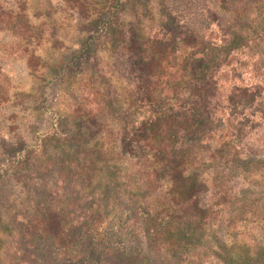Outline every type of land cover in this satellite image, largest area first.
I'll use <instances>...</instances> for the list:
<instances>
[{"label": "trees", "instance_id": "trees-1", "mask_svg": "<svg viewBox=\"0 0 264 264\" xmlns=\"http://www.w3.org/2000/svg\"><path fill=\"white\" fill-rule=\"evenodd\" d=\"M110 1L108 19L96 16L89 30L99 27L98 42L125 56L129 83L121 97L90 55L89 111L51 112L48 127L33 130V145L0 147V264H155L136 248L116 247L109 230L129 233L140 213L141 234L159 245L166 264H264L263 87L252 77L244 83L248 76L234 65L264 61V18L228 28L211 21L202 31L178 23L173 0H158L165 35H151L140 21L128 28L122 1ZM19 15L0 12V28L18 50L25 45L22 56L39 61L28 55L33 33ZM75 57L40 66L49 81L39 77L32 92L42 111L44 84L68 88L82 61ZM102 120L119 130L109 150L97 139ZM225 125L226 138L212 145ZM133 161L146 171L132 183L124 170ZM152 190L157 196L147 199ZM229 224L243 231L224 239Z\"/></svg>", "mask_w": 264, "mask_h": 264}, {"label": "rangeland", "instance_id": "rangeland-1", "mask_svg": "<svg viewBox=\"0 0 264 264\" xmlns=\"http://www.w3.org/2000/svg\"><path fill=\"white\" fill-rule=\"evenodd\" d=\"M121 1L120 4L124 5L121 19L128 28L130 25L134 26L132 24L134 21H140L143 32H152L151 35L156 33L165 35V32L161 30L165 23V11L163 12L159 8L158 0ZM146 4H148V13L143 14L142 17L135 14L134 7ZM110 5V0H0V12L24 16L22 20H25V24L33 33H30L32 40L28 46L30 50L28 55L31 54L39 58V61L36 59L29 61L28 56H22L20 51H25V45L20 42L19 46H22V50H18L15 47L18 45L17 41L13 40L7 30L0 28V147L7 143L14 144V148L19 149L33 145V130L42 132L46 129L50 124L51 112L70 113L71 109L75 110L83 105L86 107V111H89L88 106L91 103L88 99L89 90L93 87L89 84L90 75L87 76V74L92 73V66H94L91 64V58L88 59L90 55L98 58V68L101 73H104L107 79L112 80L109 84L113 88H117V92L123 97L121 92L129 83L127 79L129 70L125 63V56H122L121 53L119 55L112 53L109 50V45L98 42L99 27L95 29L98 32L89 30L90 21L96 16L102 14L104 20L108 19L106 14L104 15L103 9L109 10L108 6ZM227 7H231L232 11L236 12L227 13ZM241 7L247 9L244 10ZM23 8L26 9V16ZM170 8L177 13L178 23L199 25L202 27V31L205 27L201 24L211 21L223 28H228L236 25L233 23L238 21L245 23V19H248L249 23H253L256 19L264 18V15L260 13L264 12V0H173ZM80 11H84V13ZM88 46L89 48L86 50ZM74 55L76 56L75 60L81 58L82 61L77 66L78 68H73L77 72L69 76L68 88L63 90L65 87H60L53 82L44 84L42 111V108H39L38 104L36 105L35 97L33 98L35 94L32 92V89L37 85V80L40 79L39 77L49 81V76L40 66L46 61L52 63V60L57 61L61 58L68 59V62L65 61V63L70 64L69 60ZM239 61V66H237V61L234 65L248 76L244 77V83L250 82L248 78L252 77L251 79L254 78L255 81H260L262 84L263 90L260 93L259 104H261V108H264V61L248 65L241 59H238ZM34 65L37 67L35 71L32 68ZM102 90L103 88L100 91ZM34 105L37 107L36 109ZM139 113L146 119L148 118L144 111ZM227 125L229 124L227 123ZM226 127L225 125L216 129L210 141L212 145L216 146L226 138ZM118 137V128L109 121L102 120L97 139L104 149L109 150L110 146H118ZM144 171L146 169L134 161L131 162L128 171L124 170L128 175L127 179L132 183L135 179H139ZM207 182L208 180H202L203 185L207 186ZM200 189L206 192L207 187H200ZM150 193L147 195V199L155 198L158 191L152 190ZM205 201L201 203L203 207H207ZM218 209L219 207L216 210L211 209L210 214L218 215ZM137 218L138 220L133 219L135 222L129 233L121 225L109 228L111 234H117L114 239L116 247L136 248L147 254L150 261H156L155 264H166L167 259L164 257V253L159 251V245L146 241L147 239L141 234L145 225V221H141V213ZM220 231L224 239H227L230 233L243 231V226L229 224L221 227ZM256 235L262 239V232L259 231Z\"/></svg>", "mask_w": 264, "mask_h": 264}]
</instances>
